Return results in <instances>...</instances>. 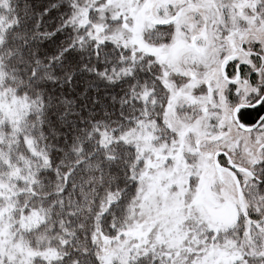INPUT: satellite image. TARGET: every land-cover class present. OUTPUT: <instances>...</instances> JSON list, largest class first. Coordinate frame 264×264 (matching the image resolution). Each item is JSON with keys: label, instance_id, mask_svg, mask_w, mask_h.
<instances>
[{"label": "snow or ice", "instance_id": "snow-or-ice-1", "mask_svg": "<svg viewBox=\"0 0 264 264\" xmlns=\"http://www.w3.org/2000/svg\"><path fill=\"white\" fill-rule=\"evenodd\" d=\"M0 264H264V0H0Z\"/></svg>", "mask_w": 264, "mask_h": 264}]
</instances>
